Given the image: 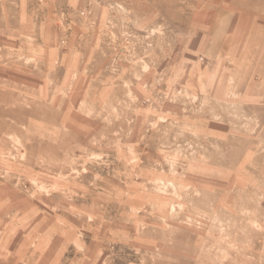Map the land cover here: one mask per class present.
Returning <instances> with one entry per match:
<instances>
[{"label":"rangeland","instance_id":"374dc122","mask_svg":"<svg viewBox=\"0 0 264 264\" xmlns=\"http://www.w3.org/2000/svg\"><path fill=\"white\" fill-rule=\"evenodd\" d=\"M0 264H264V0H0Z\"/></svg>","mask_w":264,"mask_h":264}]
</instances>
